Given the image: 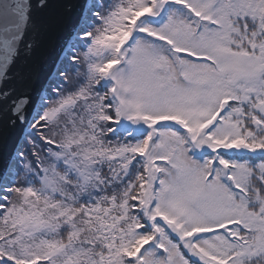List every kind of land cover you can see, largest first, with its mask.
<instances>
[{
  "label": "snow or ice",
  "instance_id": "1",
  "mask_svg": "<svg viewBox=\"0 0 264 264\" xmlns=\"http://www.w3.org/2000/svg\"><path fill=\"white\" fill-rule=\"evenodd\" d=\"M0 264H264V0H0Z\"/></svg>",
  "mask_w": 264,
  "mask_h": 264
}]
</instances>
